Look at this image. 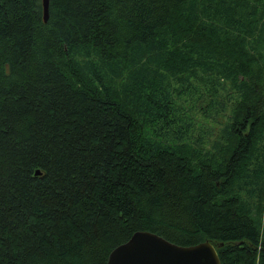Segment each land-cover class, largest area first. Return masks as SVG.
Listing matches in <instances>:
<instances>
[{"label": "trees", "instance_id": "trees-1", "mask_svg": "<svg viewBox=\"0 0 264 264\" xmlns=\"http://www.w3.org/2000/svg\"><path fill=\"white\" fill-rule=\"evenodd\" d=\"M43 16L0 0V264H107L137 232L264 264V0Z\"/></svg>", "mask_w": 264, "mask_h": 264}, {"label": "water", "instance_id": "water-1", "mask_svg": "<svg viewBox=\"0 0 264 264\" xmlns=\"http://www.w3.org/2000/svg\"><path fill=\"white\" fill-rule=\"evenodd\" d=\"M48 0H43L44 22L48 17ZM39 175V172H35ZM107 264H221L215 247L208 241L180 247L148 232H137L113 249Z\"/></svg>", "mask_w": 264, "mask_h": 264}, {"label": "bare ground", "instance_id": "bare-ground-1", "mask_svg": "<svg viewBox=\"0 0 264 264\" xmlns=\"http://www.w3.org/2000/svg\"><path fill=\"white\" fill-rule=\"evenodd\" d=\"M48 1H49V0H48ZM112 251H113V250H112ZM112 251H111V252H112ZM109 255H110V254H109ZM108 258H109V256H108ZM107 261H108V260H107Z\"/></svg>", "mask_w": 264, "mask_h": 264}]
</instances>
